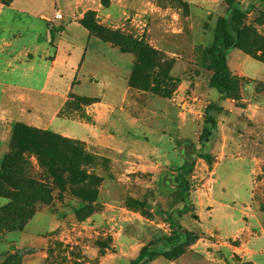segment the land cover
<instances>
[{"label": "rangeland", "instance_id": "obj_1", "mask_svg": "<svg viewBox=\"0 0 264 264\" xmlns=\"http://www.w3.org/2000/svg\"><path fill=\"white\" fill-rule=\"evenodd\" d=\"M40 1L52 20H36V27L60 29L50 16L54 0ZM90 1L101 4L100 10L81 9L77 21L128 37L126 47L134 53L91 44L89 59L115 62L121 69L134 66L129 83L146 96L134 95V106L110 108L107 118L97 121L117 136L115 148L13 121L0 169L18 152L15 169L50 184L53 196L35 204L21 229L0 223V264H130L144 247L161 246L171 234L165 213L182 204L175 176L185 161L180 147L186 145L195 160L186 175L194 210L177 219L193 239L182 253L147 264H264V0H235L246 25L240 48L229 53L237 96L216 114L218 129L206 143L211 165L199 156L206 106L219 96L209 86L208 49L229 0ZM60 9L67 26L72 10L65 1ZM11 14L0 22V40L26 26L27 18ZM88 101L73 99L71 113ZM2 104L0 95L1 131L8 127ZM18 123L41 136L64 137L68 148L61 141L38 147L29 140L18 150L13 147L19 145ZM8 203L0 195V207Z\"/></svg>", "mask_w": 264, "mask_h": 264}, {"label": "crops", "instance_id": "obj_2", "mask_svg": "<svg viewBox=\"0 0 264 264\" xmlns=\"http://www.w3.org/2000/svg\"><path fill=\"white\" fill-rule=\"evenodd\" d=\"M63 1L72 10V21L67 26L64 25L66 16L60 9ZM44 4L40 0L0 3V22L8 11H12L10 17L17 14L27 18L25 27L0 40V58L3 59L0 64V95L5 109L2 116L8 120V127L3 131L0 129V159L8 150L15 120L82 141L98 140L107 148H115L117 136L111 134L109 128H99L97 121L107 118L110 108L134 106V95L146 96L144 91H138L129 83L134 66L121 69L115 62L102 58L95 61L88 57L91 44L98 50L117 48L123 52L118 46L91 34L77 21L82 17L81 9L99 11L101 4L93 6L90 0L52 1L55 7L50 16L57 26H61L60 29L41 28L34 24L36 20L46 24L52 20L45 13ZM56 13H62L64 20L55 19ZM73 23L85 31L71 30ZM51 31H54V36ZM20 40L24 43L19 46ZM241 74L244 76L243 70ZM77 97L89 101L81 103L80 112L76 109L71 113L70 109L74 108L70 107V102ZM218 98L217 95L212 101ZM230 100L222 103L224 108Z\"/></svg>", "mask_w": 264, "mask_h": 264}, {"label": "trees", "instance_id": "obj_3", "mask_svg": "<svg viewBox=\"0 0 264 264\" xmlns=\"http://www.w3.org/2000/svg\"><path fill=\"white\" fill-rule=\"evenodd\" d=\"M102 2L107 3V0H102ZM228 4L227 15L219 19L213 44L208 49L211 58L210 69L213 71L209 79V86L219 92V98L206 106L204 125L200 136L202 147L199 156L210 165L213 163V158L206 150V143L209 142L218 129L219 122L216 114L223 110L222 103L225 100L237 96L235 95L236 88L232 82L233 74L229 65V53L231 50L240 48L241 40L246 30L244 12L237 6L239 2L236 4L235 0H229ZM81 23L91 34L98 36L103 41L115 43L123 52L134 53L126 47L131 42L128 37L100 24ZM51 34L54 36V31H51ZM133 45L137 46L135 42ZM137 49L139 47L135 48V50ZM19 137H21L20 142ZM14 138H18L19 145H13V147L18 150L22 149L26 141L29 140L38 147L44 146L45 143L61 141L62 145L68 148L70 142V140L58 137L51 132H45L41 136L36 130L20 123L15 125ZM75 150L79 154L82 152L79 146L75 147ZM180 150L185 161L178 168L175 181L182 189V204L165 213V220L170 225L171 234L163 241L161 246L149 245L144 247L132 259L130 264H147L161 255L173 257L182 253L186 245L193 239L192 233L179 222L177 216L194 210V204L190 200V183L186 175L193 171L195 160L188 145L180 147ZM17 155H19L18 152L16 154L10 153L6 157L2 169H0V195L9 199L7 205L0 207V223L7 224L6 226L12 227L13 230L21 229L33 217L36 203H49L53 196V188L50 184L41 181L33 175H28L15 169L18 159ZM53 174L58 178L55 172ZM245 264L250 263L247 262Z\"/></svg>", "mask_w": 264, "mask_h": 264}, {"label": "built area", "instance_id": "obj_4", "mask_svg": "<svg viewBox=\"0 0 264 264\" xmlns=\"http://www.w3.org/2000/svg\"><path fill=\"white\" fill-rule=\"evenodd\" d=\"M62 18H63V14L62 13H56L55 19H62Z\"/></svg>", "mask_w": 264, "mask_h": 264}]
</instances>
